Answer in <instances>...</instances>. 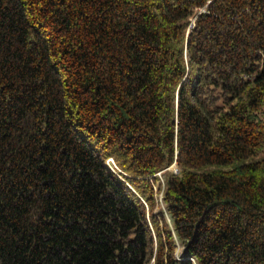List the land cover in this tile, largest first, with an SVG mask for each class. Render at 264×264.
<instances>
[{
    "label": "trees",
    "instance_id": "1",
    "mask_svg": "<svg viewBox=\"0 0 264 264\" xmlns=\"http://www.w3.org/2000/svg\"><path fill=\"white\" fill-rule=\"evenodd\" d=\"M148 262L264 264V0H0V264Z\"/></svg>",
    "mask_w": 264,
    "mask_h": 264
},
{
    "label": "built area",
    "instance_id": "2",
    "mask_svg": "<svg viewBox=\"0 0 264 264\" xmlns=\"http://www.w3.org/2000/svg\"><path fill=\"white\" fill-rule=\"evenodd\" d=\"M106 165L113 171L117 168L116 164L114 163L113 159L111 157H107L105 160ZM177 168H173V171H176Z\"/></svg>",
    "mask_w": 264,
    "mask_h": 264
},
{
    "label": "rangeland",
    "instance_id": "3",
    "mask_svg": "<svg viewBox=\"0 0 264 264\" xmlns=\"http://www.w3.org/2000/svg\"><path fill=\"white\" fill-rule=\"evenodd\" d=\"M174 167L176 168L175 164L172 163V164L169 166V169L173 170ZM158 176L161 177V173H159ZM148 264H150V262H148Z\"/></svg>",
    "mask_w": 264,
    "mask_h": 264
}]
</instances>
